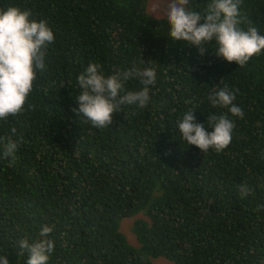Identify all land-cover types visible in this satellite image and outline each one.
I'll use <instances>...</instances> for the list:
<instances>
[{
    "label": "trees",
    "instance_id": "obj_1",
    "mask_svg": "<svg viewBox=\"0 0 264 264\" xmlns=\"http://www.w3.org/2000/svg\"><path fill=\"white\" fill-rule=\"evenodd\" d=\"M209 3L186 7L203 16ZM10 6L55 38L23 111L0 119V257L26 264L19 242L50 226L47 264H264V51L243 67L213 55L214 42L201 55L170 38L148 0H0ZM239 11L241 28L264 35V0H241ZM90 63L106 77L153 68L147 106H122L112 125L92 127L73 111ZM142 87L132 77L121 94ZM225 87L242 118L209 100ZM192 111L207 132L209 116L232 120L227 148L187 144L178 124ZM6 138L18 143L14 158ZM140 213L135 247L119 226Z\"/></svg>",
    "mask_w": 264,
    "mask_h": 264
},
{
    "label": "clouds",
    "instance_id": "obj_2",
    "mask_svg": "<svg viewBox=\"0 0 264 264\" xmlns=\"http://www.w3.org/2000/svg\"><path fill=\"white\" fill-rule=\"evenodd\" d=\"M241 0H210L205 14L189 10V0H168L166 18L169 36L173 41L182 40L197 48L203 55L206 45L214 42L215 55L224 61L243 67L253 56L264 51V35L255 27L241 28L239 5ZM31 12L10 6L0 10V119L16 116L24 105L37 78V71L44 70V54L47 45L54 41V34L43 20L30 19ZM99 64L90 63L77 80L83 90L76 98L78 107L73 111L95 128H105L113 123V114L122 106L137 105L144 108L149 103V86L156 81L153 68L142 70L133 66L123 73L105 76ZM135 77L143 87L139 91L122 93L124 81ZM213 107L227 108L235 117L242 118V109L233 101L235 95L227 87L209 96ZM211 132L205 125L197 123L193 111L186 113L178 124L182 138L188 145L196 146L202 153L214 149L222 152L230 144L234 123L227 115L209 116ZM15 130H13L14 132ZM4 141V138H0ZM4 156L13 157L18 143L6 138L3 143ZM248 189L241 186V194ZM53 227L43 226L39 239L33 243L21 240L19 247L26 250V264H47L54 249L48 239ZM23 255V252L20 253ZM0 264H9L7 256L0 257Z\"/></svg>",
    "mask_w": 264,
    "mask_h": 264
},
{
    "label": "rangeland",
    "instance_id": "obj_3",
    "mask_svg": "<svg viewBox=\"0 0 264 264\" xmlns=\"http://www.w3.org/2000/svg\"><path fill=\"white\" fill-rule=\"evenodd\" d=\"M167 3L168 0H148V11L155 18L166 17ZM143 217L144 216L140 213L135 217L120 220L119 227L121 233H123L127 241L135 247H137L138 244L135 235L132 232V225L134 220ZM152 262L153 264H174L173 262L168 261L162 257L154 259Z\"/></svg>",
    "mask_w": 264,
    "mask_h": 264
}]
</instances>
